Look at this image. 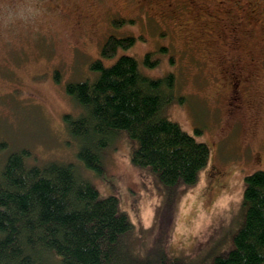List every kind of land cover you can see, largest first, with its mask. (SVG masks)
I'll use <instances>...</instances> for the list:
<instances>
[{"label": "rangeland", "instance_id": "rangeland-1", "mask_svg": "<svg viewBox=\"0 0 264 264\" xmlns=\"http://www.w3.org/2000/svg\"><path fill=\"white\" fill-rule=\"evenodd\" d=\"M116 19L124 25L111 26ZM108 35L135 37L117 57L132 56L144 75H174L175 98L161 113L209 149L195 184L163 188L131 163L125 133L103 152L102 175L77 159L62 118L80 108L65 87L96 78L93 62L117 59L100 56ZM149 52L154 67L144 64ZM230 70L245 87L238 109L228 106ZM0 140V165L26 147L25 161L71 163L100 197L116 196L133 224V251H222L243 219L245 176L264 170V0H0Z\"/></svg>", "mask_w": 264, "mask_h": 264}, {"label": "trees", "instance_id": "trees-1", "mask_svg": "<svg viewBox=\"0 0 264 264\" xmlns=\"http://www.w3.org/2000/svg\"><path fill=\"white\" fill-rule=\"evenodd\" d=\"M124 23L116 19L111 26ZM135 41L132 35H108L100 56L114 60ZM153 57L145 54V66L157 65ZM90 70L97 73L93 80L66 84L80 111L62 118L83 167L102 175L103 152L125 133L131 163L153 173L163 188L195 184L209 149L161 113L175 98L174 75L148 77L126 54L109 66L97 60ZM6 150L0 140V154ZM29 154L26 147L7 152L0 165V264H264V170L245 176L243 219L231 244L222 251L209 248L177 257L159 245L143 244L133 251V224L116 196L100 197L71 163L31 164L25 161Z\"/></svg>", "mask_w": 264, "mask_h": 264}, {"label": "flooded vegetation", "instance_id": "flooded-vegetation-1", "mask_svg": "<svg viewBox=\"0 0 264 264\" xmlns=\"http://www.w3.org/2000/svg\"><path fill=\"white\" fill-rule=\"evenodd\" d=\"M230 20V19H229ZM234 23V22H231ZM235 41V39H234ZM229 74V91L230 97L228 101V106L230 109H238L245 101V96L242 94V80L241 78L234 73V71L230 70Z\"/></svg>", "mask_w": 264, "mask_h": 264}]
</instances>
